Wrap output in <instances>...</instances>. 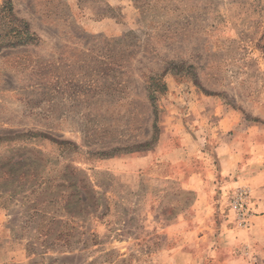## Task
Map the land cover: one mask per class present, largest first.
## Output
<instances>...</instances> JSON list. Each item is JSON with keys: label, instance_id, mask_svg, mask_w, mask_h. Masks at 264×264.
Listing matches in <instances>:
<instances>
[{"label": "rangeland", "instance_id": "374dc122", "mask_svg": "<svg viewBox=\"0 0 264 264\" xmlns=\"http://www.w3.org/2000/svg\"><path fill=\"white\" fill-rule=\"evenodd\" d=\"M10 1L12 15L0 0V264H186L170 259L182 234L169 225L196 222L199 188L178 178L217 165L227 140L240 165L264 172V0ZM23 24L37 41L13 43ZM237 173L208 192L212 228L192 242L191 264H222L209 252L232 246L242 264H264L263 212ZM243 186L246 227L230 205Z\"/></svg>", "mask_w": 264, "mask_h": 264}, {"label": "crops", "instance_id": "0c3cea01", "mask_svg": "<svg viewBox=\"0 0 264 264\" xmlns=\"http://www.w3.org/2000/svg\"><path fill=\"white\" fill-rule=\"evenodd\" d=\"M233 141H225L224 147L225 150L223 159L217 163V165L214 164H205L206 167L201 172H190L187 175L182 174L178 180L181 182L183 181V186L186 188L194 189L199 188L197 190V199L195 202V206L192 208L194 209V213L197 215L195 216L196 222L193 220H190L188 215H182L178 217L174 222L170 223L169 228L171 230H174L177 233L182 234L180 235L179 239L177 240V243L174 245L172 249H169V252L172 254L170 259L173 261L174 256L179 254L181 257L184 258L183 261L186 262V264H191L199 255L194 254V249L191 247L193 244L192 242L196 239V241H206L207 235L200 236V233L202 229L205 228H212L211 223L209 221L210 215L214 212V206L213 201L211 200V194L212 193V187H216L217 185L214 184L215 181L221 180L219 186L220 188H227L234 180V176H236L238 173V169L240 167L244 168V174L248 173V181L251 185H249L252 189V196L255 197V200L258 205V212H263L261 216H257L258 218L264 217V172H259L258 170H252L253 172H249V169H251L250 166H253V161H255V158L252 157L249 163H253L249 166L246 165L247 162H245V166L239 163L241 162L242 158L240 154L236 151H233L231 148ZM223 145L219 146V150H221ZM176 151H179L176 148ZM248 163V164H249ZM242 171V170H241ZM243 176V174H241ZM246 178V177H244ZM196 207V209H195ZM205 210L206 211L205 213ZM257 211V210H256ZM189 210H187L185 213L189 214ZM204 214V217L202 218V215ZM189 221H192V225H189ZM208 223L207 225L205 223ZM168 227V226H167ZM225 235H229L230 233L227 231H234L233 229L229 228V230H226ZM197 237V238H196ZM226 244H228V241H226ZM167 244H165L164 247H162V250H166ZM236 247L232 246L231 249L227 251L222 252L221 254H214L216 253V248H214L211 252H209L208 256L211 255L214 259L217 261H221L222 264H242L244 258L242 254H239L236 252ZM163 252V251H161ZM203 259V256L201 257ZM245 261V260H244ZM247 264V260H246Z\"/></svg>", "mask_w": 264, "mask_h": 264}, {"label": "built area", "instance_id": "2783aa9c", "mask_svg": "<svg viewBox=\"0 0 264 264\" xmlns=\"http://www.w3.org/2000/svg\"><path fill=\"white\" fill-rule=\"evenodd\" d=\"M230 205L234 219L240 226L246 227L250 224L253 212L250 206V190L248 187L238 188L231 197Z\"/></svg>", "mask_w": 264, "mask_h": 264}, {"label": "trees", "instance_id": "16d2710c", "mask_svg": "<svg viewBox=\"0 0 264 264\" xmlns=\"http://www.w3.org/2000/svg\"><path fill=\"white\" fill-rule=\"evenodd\" d=\"M11 1L10 0H5V4L2 7L3 10L7 11L9 14L12 15V6H11ZM13 31H15V44L22 45V44H27V43H33L37 41L38 37L36 36L35 33L31 32L25 24L21 26V28H14ZM61 144V142H57Z\"/></svg>", "mask_w": 264, "mask_h": 264}]
</instances>
